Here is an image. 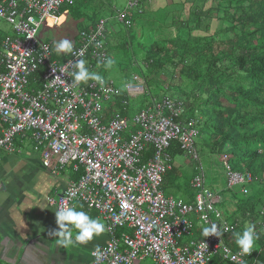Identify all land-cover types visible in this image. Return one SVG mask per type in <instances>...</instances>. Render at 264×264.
<instances>
[{"label": "built area", "instance_id": "obj_1", "mask_svg": "<svg viewBox=\"0 0 264 264\" xmlns=\"http://www.w3.org/2000/svg\"><path fill=\"white\" fill-rule=\"evenodd\" d=\"M126 1L117 19L131 28L132 13L142 11L139 0ZM73 4L74 0H0V24L11 27L0 29V154L15 153L18 144L28 141L35 151H42L45 169L61 173L71 167L77 174L56 207L84 205L106 223L109 241L99 248V257L94 255L97 250L92 252L90 264H210L217 256L231 264H250L249 254L228 243L236 226L218 210L222 200L207 186L201 164L192 182L197 191L193 202L163 191L164 177L174 166L169 153L173 144L200 162L194 121H180L184 101L171 96L154 99L130 117L117 110L116 103L123 98L122 106L129 111L132 98L148 95L138 75L124 89L104 76L103 86L92 80L74 83L70 73L77 59L97 72L109 58L105 20L81 33L79 45L64 61L54 58L51 42L38 39L43 22ZM40 70L43 79L40 84L34 79L36 88H31L30 79ZM221 159L228 169V188L248 194L253 178L231 171L228 157ZM193 215L206 226L216 223L223 235L182 243L193 235Z\"/></svg>", "mask_w": 264, "mask_h": 264}, {"label": "trees", "instance_id": "obj_2", "mask_svg": "<svg viewBox=\"0 0 264 264\" xmlns=\"http://www.w3.org/2000/svg\"><path fill=\"white\" fill-rule=\"evenodd\" d=\"M139 1L142 14H136L134 24L148 16L155 21L152 18L149 25L143 24L140 36L132 31L135 25L119 33H110L107 28L105 45L109 58L110 52L121 53L118 59L124 69L127 61L138 68L136 75L145 81L149 93L145 97L155 92L151 87L156 85L158 76H164L165 82L168 80V92L170 86L180 87L178 97L185 100V114L180 121L193 120L197 139L206 144L212 154L228 157L231 171L251 176L253 181L257 179L247 187L252 188L247 197L241 193L223 192V195L231 197L235 203L236 210L230 219L239 223L238 232L249 223L255 226V232L258 231L259 239L252 250L260 252L258 264H264V0H212L216 4L208 9H205L208 0H178L156 15L150 14L154 9L152 2ZM63 10L78 22L79 34L97 27L102 19L114 13L111 0H74V4L64 6L61 13ZM92 10L95 11L93 23L86 26L84 17L89 11L92 14ZM210 17L218 21L215 31H212L211 23L203 25V20H211ZM168 19H171L170 24L166 22ZM168 26L175 28L177 33L169 32L166 39L157 40L156 35H162ZM195 30L203 31L204 35L195 36ZM52 52L57 60L67 58V55L58 56L53 45ZM102 67L104 64L99 65L96 73L104 76ZM34 79L40 84L41 70L30 79L31 88H36ZM185 81L192 85V92L180 86ZM171 96L175 97L174 94ZM153 98L151 95L148 106ZM122 101L123 98L118 100L116 109L128 115ZM145 106L140 105L138 110ZM195 112H198L197 118L193 117ZM195 143L197 147V140ZM169 153L172 157L185 154L176 144ZM172 172L174 168L164 180ZM185 202L189 201L186 199ZM232 239L233 249L240 250L234 236ZM210 264L231 263L217 256Z\"/></svg>", "mask_w": 264, "mask_h": 264}, {"label": "crops", "instance_id": "obj_3", "mask_svg": "<svg viewBox=\"0 0 264 264\" xmlns=\"http://www.w3.org/2000/svg\"><path fill=\"white\" fill-rule=\"evenodd\" d=\"M177 1L178 0H166L165 4L166 6H171L172 3ZM182 1L184 2L185 0ZM111 2H114V0H111ZM113 10L115 16L112 15L110 17L109 15L102 19L105 20L106 27L107 21L110 23V20L111 22H114L115 19L120 23L117 19V12L123 10L118 9L115 5L113 6ZM153 10L154 9H151V11ZM137 13L138 12L135 11L132 13L133 19ZM139 14H142V12ZM56 18H59L56 20V23H58L57 25H59L56 34L59 32L60 26H63L67 21L73 22L76 27H78L77 21L73 20L70 16L67 20V16L63 13ZM95 28L96 26L91 30H94ZM197 31L201 32V30H195L194 35L202 36L195 34ZM172 33L176 34V29H174ZM78 34L79 31L77 28L72 39L67 36L66 38H62L61 41L65 39L69 40L74 48L80 43V39H76ZM41 41L51 42L53 46L57 43L53 38L49 41H44L42 39ZM67 54L68 53L63 52L57 53L58 56ZM130 80L131 77L128 81ZM128 81L125 83V86ZM119 87L122 89L124 88L120 85ZM138 111V107H135L134 109H131L130 107L128 116L132 117ZM42 157V151H35L31 144H18L17 152L12 154H0V264H90L92 252L97 250V248L103 247L109 241L106 223L99 217L97 212L90 211L84 205L77 204V210L85 211L92 218H99L105 226V231L85 244L75 243L71 246H61L56 243V241L60 239L56 233V231L60 230L56 218V202L64 194L67 186L71 182L77 181L78 176L72 171L71 167L61 173H51L48 169L44 168ZM189 157L190 156L185 154L172 157L174 160V172H172L171 176H166L162 186L166 196L174 197L172 194L173 192L182 191L178 181L183 178L185 172L184 168L186 167V162L184 159ZM191 158L196 162V168L194 166V173L196 172L194 176L195 178L197 175V169L201 163H198L193 157ZM223 167L225 168V166ZM225 170L228 171L227 168H225ZM169 183L173 184V186L169 188L170 191L167 193L165 187H168ZM248 190V194H244L240 188H237L233 190L232 193H241L243 196L247 197L252 192V188L250 187ZM195 197L196 194L193 199L190 197L188 203L193 202ZM220 198L222 202L218 204V210L224 215L225 221L236 226V232H238L241 228L239 223L233 222L234 220L230 219L232 216H228L227 211L222 210L220 206L224 205L225 202L223 197ZM182 200L185 201L186 199ZM234 212L229 215H232ZM190 219L195 223V230L193 235L189 238L183 239L182 243L188 244L191 241L197 242L205 240L206 237L202 235V229L206 225L200 223L199 218L195 215ZM251 225L252 224L249 223L246 226ZM63 231L66 233H72L73 237L76 232L71 225L63 229ZM255 233L257 235L258 231ZM232 236L228 240V243L233 248V245H231L234 241ZM249 255L250 263L258 264L260 252L252 250ZM147 262L148 261H144L140 264H152V262Z\"/></svg>", "mask_w": 264, "mask_h": 264}, {"label": "rangeland", "instance_id": "obj_4", "mask_svg": "<svg viewBox=\"0 0 264 264\" xmlns=\"http://www.w3.org/2000/svg\"><path fill=\"white\" fill-rule=\"evenodd\" d=\"M166 0H153L151 1L153 3L154 6V10L152 12L154 13H150L153 15L156 14H160L165 12L167 9H169L170 6H166L165 4ZM209 3L205 6V9H208V7H210L211 5H215L216 3H214L212 0H208ZM116 6L118 9L123 10L127 7V1L126 0H114V2H111V6ZM97 7V6H96ZM141 7V5H140ZM92 9V8H91ZM91 11L88 12V14L85 15L84 17V22L86 26H90L93 22H92V15L95 13V11L92 10V14H90ZM63 14L67 16V20L69 18V13L65 12L63 10ZM115 14L114 13H110V17ZM151 16L142 18L141 20H139L138 22H136V24L133 23L134 28H132V31L134 33H138V35L140 36L143 32V24L144 26L149 25L152 21ZM211 18V17H210ZM59 18L56 17H50L47 20H45L39 30V34H38V39L39 40H44V41H49L50 39H54L56 42L61 41L62 38H66L67 36L70 37V39H72V37H74L76 31H77V27L76 25L71 22V21H67L63 26H60L59 32L56 34V30L58 29L57 25L58 23H56V20H58ZM110 20V19H109ZM134 20V19H133ZM213 18H211V20H208L207 18L203 20V25H208L209 23H211L210 25L213 27L212 31H215L216 28L218 27L217 22L214 20ZM153 21L154 18H153ZM169 21H171V19H168L166 22L168 23ZM53 23V25H52ZM114 23V24H113ZM170 24V22L168 23ZM197 26V25H195ZM4 29L7 31H10L11 27L6 25L5 23L0 24V29ZM107 28L110 30V33H119L122 29H125L124 24H120L118 23L115 19L114 22L110 23L107 21ZM92 29V28H90ZM175 28L168 26V28H166L163 32L162 35H156L157 40H162V39H166L167 35L169 36V32H173ZM52 33V34H51ZM159 34V32L157 33ZM195 34L198 35H204V32H196ZM52 37V38H51ZM146 41V40H145ZM112 47H115V43H112ZM111 48V46H109V49ZM110 52V50H109ZM118 54L121 55V53H117L115 55L114 52H110L111 59H113L115 61L113 67L111 69H106L105 67H102L101 69L103 70V72L101 74H103L106 78L111 79L115 82L116 85H120L125 87V83L130 79H132V76L137 74L136 72L138 71V68L136 66L133 65V63H131L130 61H127V65H126V69L123 68V66L121 65V60L118 59ZM142 59V56H140V61ZM141 70L143 71V73H146V71H144L145 69L141 66ZM147 74V73H146ZM157 83L156 85L153 87H151V91L155 90V92H152V94H150L148 97L145 96H140L138 98H132L130 100V107L131 109H134L135 107H139L140 105H148L151 101V95H153V99H161L163 96H166L168 94H174V96L176 98L179 99V95L181 92H179V89H181L180 87L174 86L171 88L170 86V92H168L166 90V88H168V85L166 82H168V80H164V76H158V78H156ZM179 83V82H178ZM158 84V85H157ZM180 86L182 87L183 90L185 89H189V92H192V85L188 82H181ZM183 95V94H181ZM181 100L185 101L184 99L181 98ZM105 106L108 107L109 103H105ZM193 117L197 118L198 117V112H195V115H193ZM27 145H30V143L27 141ZM197 149H198V155H199V159H200V163L204 168V171L206 173L207 176V186L211 188V190L219 195L220 197L224 198V206L221 205L220 207L224 210L227 211V215L230 216L229 214H231L232 212L235 211V203L233 202L232 198L229 196H225L223 195V192H226L228 194L232 193V190H230L228 188V182L226 180V174L227 171L224 170L222 168L223 165V161L221 159V157L218 154H212V150L206 145L203 144L202 141L200 139H197ZM186 158V157H184ZM186 162V167L184 168V175L183 178H181L180 181H178V184L180 185V188L182 189L181 192H173L172 194L174 195V197L177 198H182V199H190V197H194L196 194V190L192 187V180H193V176L195 175L194 173V166L196 168V162L191 158H187L184 159ZM212 181H214V184H212ZM255 182V181H254ZM253 182V183H254ZM215 187H213V186ZM173 184H168V187H165V191L168 193V191H170V187H172ZM169 189V190H168ZM224 207V208H223ZM227 216V219H228ZM150 262V261H148ZM147 262V263H148Z\"/></svg>", "mask_w": 264, "mask_h": 264}, {"label": "clouds", "instance_id": "obj_5", "mask_svg": "<svg viewBox=\"0 0 264 264\" xmlns=\"http://www.w3.org/2000/svg\"><path fill=\"white\" fill-rule=\"evenodd\" d=\"M54 47L57 53L73 52L72 43L67 39L55 43ZM73 54L75 55V53ZM102 63L106 69H111L115 61L111 58H108L102 61ZM73 68L74 70L70 73V75L73 77L75 84H80L81 82H87L89 80L96 81L101 86L105 84L104 77L94 71H90L86 66L85 60L77 59L73 65ZM60 72H64V69L61 68ZM166 96L171 95L168 94ZM56 218L60 229L59 231H56L60 237L56 243L61 246H71L75 243L85 244L105 231V226L99 218H92L85 211L77 210L75 207H64L58 209L56 211ZM206 219L207 218L205 217V220ZM69 225L74 227L76 230L74 237L72 233H66L63 231V229L67 228ZM254 227V225L246 226L242 232H236L233 234L235 243L239 247L241 254H249L253 249L255 241L259 239L258 235H256L254 231ZM202 235L204 237H209L211 235L220 237L223 235V232L218 230V225L216 223H212L211 226L203 227ZM94 255L99 257V248H97V251L94 253Z\"/></svg>", "mask_w": 264, "mask_h": 264}]
</instances>
